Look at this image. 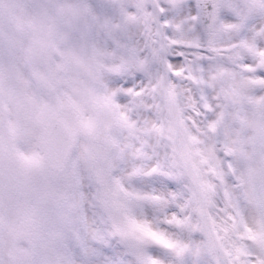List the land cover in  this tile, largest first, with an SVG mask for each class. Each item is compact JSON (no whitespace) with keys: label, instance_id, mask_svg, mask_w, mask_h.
<instances>
[{"label":"clouds","instance_id":"obj_1","mask_svg":"<svg viewBox=\"0 0 264 264\" xmlns=\"http://www.w3.org/2000/svg\"><path fill=\"white\" fill-rule=\"evenodd\" d=\"M261 74L264 0H0V264H264Z\"/></svg>","mask_w":264,"mask_h":264},{"label":"snow or ice","instance_id":"obj_2","mask_svg":"<svg viewBox=\"0 0 264 264\" xmlns=\"http://www.w3.org/2000/svg\"><path fill=\"white\" fill-rule=\"evenodd\" d=\"M199 8V5L197 6ZM261 75H264V74H261ZM161 186H165L163 182H161ZM149 232H146V235L148 234ZM152 233V232H150ZM155 234V233H154ZM160 236V235H159ZM160 237H163V236H160ZM152 241H154L156 244H159L161 245V241L159 239H151ZM166 240V239H165ZM167 241V240H166ZM165 248H169L167 246H163ZM208 251H209V255L212 257V260L210 261H207L206 264H224L223 260L219 257V254L217 252V249H216V246L214 243L212 242H209L208 244ZM198 264H200V262H198Z\"/></svg>","mask_w":264,"mask_h":264},{"label":"rangeland","instance_id":"obj_3","mask_svg":"<svg viewBox=\"0 0 264 264\" xmlns=\"http://www.w3.org/2000/svg\"><path fill=\"white\" fill-rule=\"evenodd\" d=\"M147 236L150 238V239H159L161 241V245L162 246H167V247H172L173 245L169 242V241H166L163 237H160L159 235L157 234H154V233H148Z\"/></svg>","mask_w":264,"mask_h":264}]
</instances>
